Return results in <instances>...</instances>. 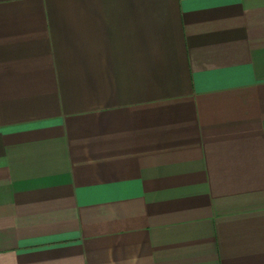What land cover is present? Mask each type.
I'll return each mask as SVG.
<instances>
[{
	"label": "crops",
	"instance_id": "0c3cea01",
	"mask_svg": "<svg viewBox=\"0 0 264 264\" xmlns=\"http://www.w3.org/2000/svg\"><path fill=\"white\" fill-rule=\"evenodd\" d=\"M0 264H264V0H0Z\"/></svg>",
	"mask_w": 264,
	"mask_h": 264
}]
</instances>
